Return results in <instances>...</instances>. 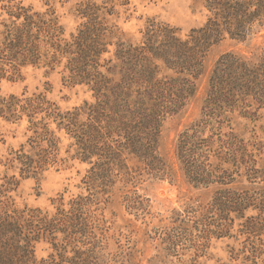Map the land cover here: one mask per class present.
<instances>
[{
	"label": "trees",
	"instance_id": "trees-1",
	"mask_svg": "<svg viewBox=\"0 0 264 264\" xmlns=\"http://www.w3.org/2000/svg\"><path fill=\"white\" fill-rule=\"evenodd\" d=\"M195 1L208 13L203 26L184 38L178 28L151 20L139 45H118L115 63H102L112 30L100 20L95 4L81 9L88 21L70 38H64L54 12L15 5L0 24V72L17 75L29 65L51 71L63 67L70 83L87 85L95 101L62 111L45 93L0 94V117L16 123L26 116L33 132L30 150L22 145L11 153L7 169L18 170L23 178L37 177L56 162L61 139L51 128L55 123L73 140L71 158L91 165L90 186L99 181L107 185L117 171L130 176L131 160L143 172L166 176L168 166L158 150L161 128L195 95L192 79L200 75L207 51L226 37L244 41L264 25V0ZM163 69L173 75L161 76ZM254 104L264 105V57L254 62L226 53L213 69L201 117L180 134L176 149L184 176L197 186L218 185L215 206L241 217L251 206L264 214V188L229 187L242 181L237 177L256 182L260 175L247 144L231 127L237 111L256 115ZM5 179L0 186V264H110L85 211L90 197L78 196L68 210L59 207L53 215L40 209L19 211L11 209L7 196L19 181L15 176ZM40 240L48 241L53 252L39 260L35 244Z\"/></svg>",
	"mask_w": 264,
	"mask_h": 264
},
{
	"label": "rangeland",
	"instance_id": "rangeland-1",
	"mask_svg": "<svg viewBox=\"0 0 264 264\" xmlns=\"http://www.w3.org/2000/svg\"><path fill=\"white\" fill-rule=\"evenodd\" d=\"M18 3L42 13L54 12L64 38H70L88 21L80 14L81 9L95 4L100 8V20L112 30L102 63L104 59L116 62L120 43L139 45L151 20L178 28L185 38L208 17L207 10L195 0H0V24L9 19ZM226 53L258 62L264 57V25L256 27L244 41L226 37L207 51L200 75L192 79L195 95L162 125L158 150L169 171L164 177L139 170V164L131 160L127 162L130 176L117 171L107 185L99 181L90 186L91 165L71 158L75 150H68L73 140L52 123L56 137L61 139L56 162L49 163L37 177L23 178L18 170L7 169L5 163L22 145L30 150L28 140L33 132L29 120L24 116L21 122L13 123L0 117V186L7 181L5 177L15 176L19 181L7 194L11 209H40L53 215L59 207L68 210L69 202L78 196L90 197L85 211L91 216L94 240L100 243L110 264H264V214L254 206L245 210L244 217L216 207L218 185L204 187L190 182L176 156L178 138L201 117L213 69ZM67 75L63 67L51 71L42 65L23 67L17 75L0 72V94L45 93L62 111L95 101L87 85H73ZM162 75L173 72L163 69ZM251 112L256 115L235 112L231 127L247 144L260 175L256 182L237 177L242 181L230 185L232 190L264 188V105L260 108L254 104ZM52 252L46 240L35 244L39 260Z\"/></svg>",
	"mask_w": 264,
	"mask_h": 264
}]
</instances>
